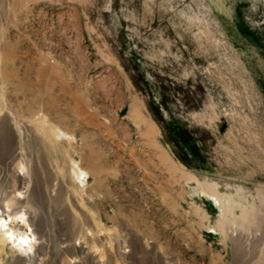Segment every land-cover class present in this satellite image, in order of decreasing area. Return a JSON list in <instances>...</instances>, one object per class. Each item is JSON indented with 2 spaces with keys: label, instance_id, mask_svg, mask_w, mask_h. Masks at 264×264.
Listing matches in <instances>:
<instances>
[{
  "label": "rangeland",
  "instance_id": "1",
  "mask_svg": "<svg viewBox=\"0 0 264 264\" xmlns=\"http://www.w3.org/2000/svg\"><path fill=\"white\" fill-rule=\"evenodd\" d=\"M4 221L0 264H264V0H0Z\"/></svg>",
  "mask_w": 264,
  "mask_h": 264
},
{
  "label": "bare ground",
  "instance_id": "2",
  "mask_svg": "<svg viewBox=\"0 0 264 264\" xmlns=\"http://www.w3.org/2000/svg\"><path fill=\"white\" fill-rule=\"evenodd\" d=\"M19 196H20V195H19ZM7 206H8V205H7ZM8 211H9V210H7V212H8ZM2 213H3V212H2ZM23 218H24V215H21V216H20V220L23 219ZM3 220H4V219H3ZM24 220H25V219H24ZM26 221H27V220H26ZM4 222H5V221H4ZM1 227H2V229H4V232H6V233H5V236H6V238H7V237L9 236V234L7 235V232H8V233L11 232V229H10L11 227H10V228L7 227L6 222H5V223H0V228H1ZM18 230H19V229H18ZM2 231H3V230H2ZM15 231H17V230H15ZM19 233H20V232H19ZM3 235H4V234H3ZM19 235H20V237H21L20 242L18 241V242L20 243L19 245L21 246L20 248L24 249V247L27 246V244L29 243L30 238H28L27 235L24 236L23 233H20ZM12 236L15 237V232L12 233ZM9 237H11V236H9ZM9 237H8V238H9ZM31 248H33V247H31Z\"/></svg>",
  "mask_w": 264,
  "mask_h": 264
}]
</instances>
